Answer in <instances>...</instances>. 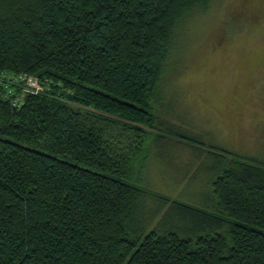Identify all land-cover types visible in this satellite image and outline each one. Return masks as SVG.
<instances>
[{
    "label": "trees",
    "instance_id": "obj_1",
    "mask_svg": "<svg viewBox=\"0 0 264 264\" xmlns=\"http://www.w3.org/2000/svg\"><path fill=\"white\" fill-rule=\"evenodd\" d=\"M210 3L0 0V264H264L263 163L214 161V211L134 180L163 137L152 101L173 33ZM147 195L197 233H137Z\"/></svg>",
    "mask_w": 264,
    "mask_h": 264
},
{
    "label": "rangeland",
    "instance_id": "obj_2",
    "mask_svg": "<svg viewBox=\"0 0 264 264\" xmlns=\"http://www.w3.org/2000/svg\"><path fill=\"white\" fill-rule=\"evenodd\" d=\"M157 127L136 183L214 211L212 167L225 155L264 164V0H211L175 29L152 101ZM187 212L143 197L135 231L194 235Z\"/></svg>",
    "mask_w": 264,
    "mask_h": 264
},
{
    "label": "built area",
    "instance_id": "obj_3",
    "mask_svg": "<svg viewBox=\"0 0 264 264\" xmlns=\"http://www.w3.org/2000/svg\"><path fill=\"white\" fill-rule=\"evenodd\" d=\"M23 90L24 92L31 93L33 95H38L44 90V86L41 84L38 78L28 77L25 79V87L23 88ZM8 95L12 96V91H9Z\"/></svg>",
    "mask_w": 264,
    "mask_h": 264
}]
</instances>
